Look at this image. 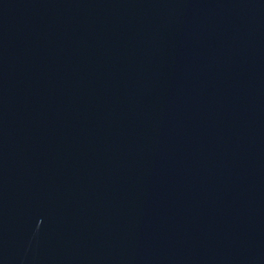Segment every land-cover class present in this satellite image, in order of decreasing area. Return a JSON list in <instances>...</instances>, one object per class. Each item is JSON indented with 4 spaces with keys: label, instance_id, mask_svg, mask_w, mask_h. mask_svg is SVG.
<instances>
[{
    "label": "water",
    "instance_id": "water-1",
    "mask_svg": "<svg viewBox=\"0 0 264 264\" xmlns=\"http://www.w3.org/2000/svg\"><path fill=\"white\" fill-rule=\"evenodd\" d=\"M0 264H264V0H0Z\"/></svg>",
    "mask_w": 264,
    "mask_h": 264
}]
</instances>
